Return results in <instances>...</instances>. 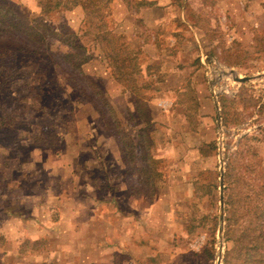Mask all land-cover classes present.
<instances>
[{"label": "rangeland", "instance_id": "374dc122", "mask_svg": "<svg viewBox=\"0 0 264 264\" xmlns=\"http://www.w3.org/2000/svg\"><path fill=\"white\" fill-rule=\"evenodd\" d=\"M95 3L42 16L65 69L0 49V248L38 226L71 244L44 264H264V0Z\"/></svg>", "mask_w": 264, "mask_h": 264}, {"label": "trees", "instance_id": "16d2710c", "mask_svg": "<svg viewBox=\"0 0 264 264\" xmlns=\"http://www.w3.org/2000/svg\"><path fill=\"white\" fill-rule=\"evenodd\" d=\"M100 1L103 3L104 7H106L111 0ZM70 3L72 4V6L69 5ZM141 3L144 2L141 1ZM95 4V0H37V3H35V8L40 12V14H38L39 16H37V18H33L34 22L30 21L28 9L26 10L25 7L19 6V9L13 7L4 8V13L0 11V49H11L14 52H27L28 50L26 49H30L32 45H36L35 43H32L33 41H37L38 44H42V42L44 41L42 37V29L48 31L49 35L52 34L49 27L44 24V21L42 22L43 15L61 9H70L75 6L82 7L83 9L88 10V7L95 6ZM48 44L49 43L42 45L43 48H45L44 50L42 49L40 44L36 45L38 47L35 48V52H37V54H39L41 57H46L52 66L56 65L61 69H65V55H60V58H57L55 56V53H52V50L46 47ZM49 50L51 51L48 52ZM8 81L9 80H7L6 82L8 85H10V82ZM41 85V83H37L31 86L30 89L39 90ZM83 93L84 91H81L80 94ZM93 107L97 108V106L95 105H93ZM251 229L252 228H245L242 233L245 235ZM262 236L264 237L263 232Z\"/></svg>", "mask_w": 264, "mask_h": 264}, {"label": "crops", "instance_id": "0c3cea01", "mask_svg": "<svg viewBox=\"0 0 264 264\" xmlns=\"http://www.w3.org/2000/svg\"><path fill=\"white\" fill-rule=\"evenodd\" d=\"M112 153H113V151H112ZM46 173L48 175L53 174V172L51 170H47ZM32 201L33 202H32L31 206L36 207V206H38L40 204L39 203L40 201H37V200H32ZM18 217H21V216H18ZM16 221H19V220H16ZM33 222H36V219H35L34 215L31 216V217H26V216L23 217L22 216L21 222H19L17 224L25 226L26 224H31ZM8 223H10V222H8ZM19 227H22V226H19ZM49 234L50 233L47 230H45L43 232H40V229H38V226H37V230L36 231H31V232H28L26 230H24L23 232L16 230V235L14 236V238L17 239V240L18 239L23 240V245L27 244V243L31 244V246H32L31 249L28 250V251L21 250L20 247L17 246V245H21L22 244V241H21L19 243H16L17 245L15 247V251L5 250L6 248H4V249L0 248V255L6 256V257H9L10 253H14V255H29V257H31L33 259V262H34L33 264H44L46 262L50 263L52 261V257L54 255L64 256L69 251H71L70 250L71 249V244H67L66 243V241H65L66 235L65 234L62 235V237H64V238H62L64 240L63 243H62V248L61 247L57 248L58 250L61 251L60 253H58V252L55 253L56 249H48V248H46L47 247L46 245L42 246L41 249L38 250V248L36 246V244H37L36 242L38 240H47V238H49ZM50 237H53V236H50ZM79 252L82 253V248L81 247H80ZM11 257L12 256H10V258ZM146 264H150V263H146Z\"/></svg>", "mask_w": 264, "mask_h": 264}, {"label": "water", "instance_id": "95a60500", "mask_svg": "<svg viewBox=\"0 0 264 264\" xmlns=\"http://www.w3.org/2000/svg\"><path fill=\"white\" fill-rule=\"evenodd\" d=\"M252 77H248V76H244V77H240L238 75L233 76V80L234 81H238V82H244L247 80H250ZM216 94L213 95V99H214V104L216 109H218V101L216 99ZM219 122V119H218ZM221 162V161H220ZM220 184H219V188H220V199H219V204H220V208H219V222H220V226L218 229V237L221 238L222 237V233H223V223H224V202H223V193H222V189H223V169L222 167H220ZM217 264H220V256L218 258Z\"/></svg>", "mask_w": 264, "mask_h": 264}, {"label": "bare ground", "instance_id": "6f19581e", "mask_svg": "<svg viewBox=\"0 0 264 264\" xmlns=\"http://www.w3.org/2000/svg\"><path fill=\"white\" fill-rule=\"evenodd\" d=\"M222 72H228V71H222ZM222 72H221V73H222Z\"/></svg>", "mask_w": 264, "mask_h": 264}]
</instances>
